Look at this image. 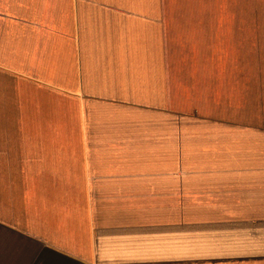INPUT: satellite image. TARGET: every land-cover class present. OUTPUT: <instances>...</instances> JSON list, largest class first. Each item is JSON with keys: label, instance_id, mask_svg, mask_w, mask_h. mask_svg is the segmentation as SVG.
Instances as JSON below:
<instances>
[{"label": "crops", "instance_id": "obj_1", "mask_svg": "<svg viewBox=\"0 0 264 264\" xmlns=\"http://www.w3.org/2000/svg\"><path fill=\"white\" fill-rule=\"evenodd\" d=\"M213 16L0 0V264H264V168L226 144L247 121L170 120L215 92Z\"/></svg>", "mask_w": 264, "mask_h": 264}, {"label": "rangeland", "instance_id": "obj_2", "mask_svg": "<svg viewBox=\"0 0 264 264\" xmlns=\"http://www.w3.org/2000/svg\"><path fill=\"white\" fill-rule=\"evenodd\" d=\"M165 2L171 11L177 8L213 9L216 38L215 43L211 42L214 48L211 54L217 56L216 67L219 74L215 92L207 101L199 102L196 95L187 97L189 101L184 97H173V107H183L186 110L171 112L170 120L184 119L187 122L186 133L193 130L203 131L204 126L209 128L208 125L199 123L202 120L247 121L246 125L231 127L235 129L234 140L226 144L240 148L239 153L243 158L249 156L242 162L244 166L264 168V0H165ZM173 29L179 31L174 33L170 31V71L184 69L197 71V63H191L186 68L185 65L179 66L175 59L176 56H192V51L190 53L186 46L195 44L193 49L197 51L202 42L199 38L197 41L190 37L185 38L184 31L186 34L195 35L192 31L172 27L170 30ZM176 34L182 37L180 41L173 37ZM237 136L243 138L235 139ZM221 139L226 141L224 138ZM232 162L235 166L237 161Z\"/></svg>", "mask_w": 264, "mask_h": 264}]
</instances>
